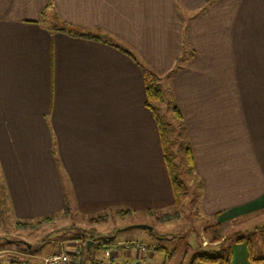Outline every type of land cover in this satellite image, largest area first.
I'll list each match as a JSON object with an SVG mask.
<instances>
[{"label": "crops", "instance_id": "obj_1", "mask_svg": "<svg viewBox=\"0 0 264 264\" xmlns=\"http://www.w3.org/2000/svg\"><path fill=\"white\" fill-rule=\"evenodd\" d=\"M147 79L169 88L182 117L173 113L201 219L264 223V0H0V188L17 224L74 208L169 214L177 197ZM254 229L264 248V227ZM96 237L51 252L87 241L91 253ZM158 243L103 248L112 264L153 262L158 251L171 261ZM230 250L231 264H264L247 243Z\"/></svg>", "mask_w": 264, "mask_h": 264}, {"label": "rangeland", "instance_id": "obj_2", "mask_svg": "<svg viewBox=\"0 0 264 264\" xmlns=\"http://www.w3.org/2000/svg\"><path fill=\"white\" fill-rule=\"evenodd\" d=\"M161 88L164 102L160 104V109L155 110L167 129L169 141L167 154L172 156L173 174L182 187L177 197V205L168 210L169 214H161L162 210L155 208L153 215L148 217L139 212L133 214V210L127 209L131 212L130 215L118 216L117 208H106L99 211L91 209L84 212L74 208L69 213H66L65 209H60L47 218L17 224L11 208L7 206V201H4L5 193L3 194L1 187L0 264H10L13 260L19 261V264H25V261L29 260L27 255L30 256V262L40 264L44 257L52 254L51 251L60 249L63 242L91 232L97 233V237L91 253L85 250L86 247L84 248L82 259L87 262L94 260L110 264L109 257L103 248L106 244L114 248H124L127 244L140 243L147 248V245L154 246L155 242H159L160 246L170 251L173 250L174 258L166 261L165 252L158 251L153 262L144 260L140 261L141 264H180L182 262L190 264L192 258L201 253L194 249L198 244L199 249L208 250L210 254H214V250L220 245L231 249V246L240 244L236 241L239 238L244 239L242 243L251 242L253 244L257 258H264L261 257V251L264 249L261 237L258 233H253L257 230L254 227H264V223H258L255 226V223L244 225L243 223L248 221L241 222L244 228L252 227L249 228L250 232H243V225L239 222H233L221 228L219 225L209 226L201 219L199 205L202 188L188 161L185 129L182 125V128L179 127L170 109L169 88L166 85ZM157 105V103L153 104L154 107ZM98 219L101 221L98 222ZM136 226H148L153 230L146 234L144 229ZM90 235L92 234L86 236ZM214 235L221 237L216 243L211 241ZM63 253H68V251L65 250ZM120 259L121 257L118 258L117 264L122 261Z\"/></svg>", "mask_w": 264, "mask_h": 264}, {"label": "trees", "instance_id": "obj_3", "mask_svg": "<svg viewBox=\"0 0 264 264\" xmlns=\"http://www.w3.org/2000/svg\"><path fill=\"white\" fill-rule=\"evenodd\" d=\"M59 30L64 31V32H68V33H72V34L74 33L75 35H79L81 37L93 38L92 34L87 33L85 31H78L72 27L65 25V24H63V26ZM146 85H147V87H146V94H147L146 104L150 109H152V111L155 115V119L157 120L158 127H159V133H160L162 146H163V151H164L165 162H166V165H167L169 173H170L171 183H172V187H173V190L175 193V197H178L179 194L181 193L182 187H181V184L175 179V176L173 174L172 156L167 154L168 142H169L168 141V132H167V129H166L165 124L163 123L161 117L157 114V112L153 106L154 103H163L164 102V94H163V91L160 90V88L155 84V81L147 79ZM170 104L172 105V102H170ZM173 113L175 114L176 118L181 122L182 117L180 116V114L177 111V108L175 106L173 107ZM187 156H188L189 164L193 168V157H192V152H191V149L189 146L187 148ZM220 238L221 237H219L218 235L217 236L214 235L211 241L216 243L217 241L220 240ZM236 241H237V243H242V242H244V239L239 238ZM247 245H248V249H249L250 260L252 262H257V263L264 262V260L254 259L252 257L250 243L248 242ZM206 251H204V252L201 251V253L196 254L192 258L190 264H197L198 262L213 263V264H231V250L229 247H223L220 245L217 249L214 250V254H210L211 252H209L208 250H206ZM167 257H169V255H167Z\"/></svg>", "mask_w": 264, "mask_h": 264}, {"label": "built area", "instance_id": "obj_4", "mask_svg": "<svg viewBox=\"0 0 264 264\" xmlns=\"http://www.w3.org/2000/svg\"><path fill=\"white\" fill-rule=\"evenodd\" d=\"M86 243L87 241H80L71 252L50 255L43 259L42 264H80ZM132 246L138 249L144 248L140 243H136L135 245L127 244L126 248Z\"/></svg>", "mask_w": 264, "mask_h": 264}, {"label": "water", "instance_id": "obj_5", "mask_svg": "<svg viewBox=\"0 0 264 264\" xmlns=\"http://www.w3.org/2000/svg\"><path fill=\"white\" fill-rule=\"evenodd\" d=\"M139 227H141V228H143V229H148V230H150V228L147 227V226H139ZM90 244H91V241L88 242L87 247H89Z\"/></svg>", "mask_w": 264, "mask_h": 264}]
</instances>
